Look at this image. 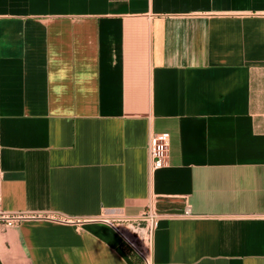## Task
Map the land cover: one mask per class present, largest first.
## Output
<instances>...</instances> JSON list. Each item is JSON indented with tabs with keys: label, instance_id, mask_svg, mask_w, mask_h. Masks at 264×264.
Returning <instances> with one entry per match:
<instances>
[{
	"label": "crops",
	"instance_id": "1",
	"mask_svg": "<svg viewBox=\"0 0 264 264\" xmlns=\"http://www.w3.org/2000/svg\"><path fill=\"white\" fill-rule=\"evenodd\" d=\"M0 174V264H264V0H0Z\"/></svg>",
	"mask_w": 264,
	"mask_h": 264
},
{
	"label": "built area",
	"instance_id": "2",
	"mask_svg": "<svg viewBox=\"0 0 264 264\" xmlns=\"http://www.w3.org/2000/svg\"><path fill=\"white\" fill-rule=\"evenodd\" d=\"M150 167L152 171L162 169L166 165L169 154V136L155 133L149 140ZM0 174V183H1ZM2 194L0 191V222L13 226L26 218L24 215H10L1 208ZM159 215L152 210L145 211L139 217L117 216L107 220L117 231L127 252L141 259L143 264H153V246L156 230L159 226ZM79 222H82L81 220Z\"/></svg>",
	"mask_w": 264,
	"mask_h": 264
}]
</instances>
